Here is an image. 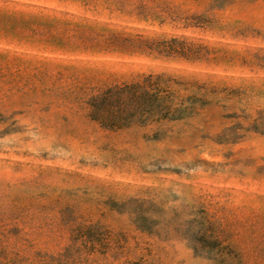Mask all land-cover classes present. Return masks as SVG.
<instances>
[{
	"label": "rangeland",
	"instance_id": "1",
	"mask_svg": "<svg viewBox=\"0 0 264 264\" xmlns=\"http://www.w3.org/2000/svg\"><path fill=\"white\" fill-rule=\"evenodd\" d=\"M0 264H264V0H0Z\"/></svg>",
	"mask_w": 264,
	"mask_h": 264
},
{
	"label": "trees",
	"instance_id": "2",
	"mask_svg": "<svg viewBox=\"0 0 264 264\" xmlns=\"http://www.w3.org/2000/svg\"><path fill=\"white\" fill-rule=\"evenodd\" d=\"M153 90V89H152ZM196 101L178 100L167 90L149 89L139 85L112 88L93 100L92 120L108 130L132 127L136 122L146 124L188 119L196 114Z\"/></svg>",
	"mask_w": 264,
	"mask_h": 264
}]
</instances>
